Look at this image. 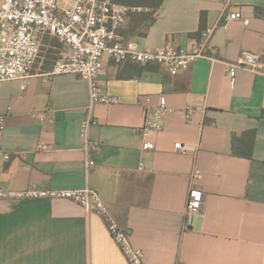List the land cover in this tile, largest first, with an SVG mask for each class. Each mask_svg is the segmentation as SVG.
I'll return each instance as SVG.
<instances>
[{"label": "crops", "instance_id": "crops-1", "mask_svg": "<svg viewBox=\"0 0 264 264\" xmlns=\"http://www.w3.org/2000/svg\"><path fill=\"white\" fill-rule=\"evenodd\" d=\"M149 10L129 12L118 40L189 49L206 11L214 49L176 75L161 64L105 57L101 86L118 101L94 106L90 136L98 146L87 156L81 137L87 79L50 77L51 68L38 62L29 79L0 81V115L6 114L0 187L97 189L145 252L146 264H264V0H234L228 7L222 0H164L146 27L141 16ZM226 12L242 17L228 20ZM69 51L64 45L62 56ZM243 52L256 55L258 71L239 69L232 85L225 61ZM160 94L173 112L162 130L145 135L137 129L145 122L146 97L154 107ZM249 129L257 131L252 158L233 152L234 135ZM147 140L154 149L142 148ZM177 142L189 152H178ZM42 143L49 148L40 149ZM195 187L205 201L188 215ZM0 264L130 263L99 213L70 199L33 198L0 199Z\"/></svg>", "mask_w": 264, "mask_h": 264}, {"label": "built area", "instance_id": "built-area-1", "mask_svg": "<svg viewBox=\"0 0 264 264\" xmlns=\"http://www.w3.org/2000/svg\"><path fill=\"white\" fill-rule=\"evenodd\" d=\"M228 7L234 0H222ZM147 7L116 3L112 0H4L0 6V81L29 79L34 75L41 46L47 36L57 37L70 49L69 53L57 60L45 74L53 77L60 74H76L90 83V101L87 116L82 121L81 137L84 140L86 156L96 150L98 143L90 136V129L97 124L93 108L97 103L110 104L118 99L106 94L101 86L100 76L104 71V58L135 64H161L176 75L181 69L208 55L214 49L211 43L213 28L207 27L199 38L193 39L189 49L178 48L166 43L158 49L142 48L135 41L118 40V29L131 11H145ZM226 19H241L240 12H226ZM230 83L235 85L239 69L258 71L256 55L243 52L236 61H225ZM150 97L145 100L146 118L141 130L147 135L152 130H162L164 118L173 112L167 97L160 94L157 105L150 106ZM187 118L190 113L187 112ZM6 114L0 115V128L4 127ZM42 120V119H41ZM42 150L48 144L39 145ZM142 148L151 150L155 144L145 141ZM175 149L187 154L189 148L182 142ZM93 160L87 162L88 166ZM140 170H145L141 164ZM194 180L202 174L196 170ZM33 198L70 199L81 204L88 213H99L110 234L120 246L130 264H146L145 252L136 248L129 233L112 216L100 192L90 186L75 189L39 188L34 184L24 189L0 187V199L24 200ZM205 193L192 188L187 199V214L202 210Z\"/></svg>", "mask_w": 264, "mask_h": 264}, {"label": "trees", "instance_id": "trees-1", "mask_svg": "<svg viewBox=\"0 0 264 264\" xmlns=\"http://www.w3.org/2000/svg\"><path fill=\"white\" fill-rule=\"evenodd\" d=\"M130 4L131 6L144 5L150 8L149 11L143 13L142 19L146 23V27L150 26L156 19V15L163 4L164 0H117ZM207 17L206 11L201 12L200 16V27L197 32L193 33L195 37H200L201 33L207 28ZM64 42L57 37L47 36L41 46V50L38 57V62L43 63V68H53L57 60L61 59L63 52ZM37 62V63H38ZM264 117V110L261 113ZM256 129H249L244 131L241 135H234L233 138V152L238 156H244L252 158L254 144L256 140Z\"/></svg>", "mask_w": 264, "mask_h": 264}, {"label": "rangeland", "instance_id": "rangeland-1", "mask_svg": "<svg viewBox=\"0 0 264 264\" xmlns=\"http://www.w3.org/2000/svg\"><path fill=\"white\" fill-rule=\"evenodd\" d=\"M63 47H64V45H63Z\"/></svg>", "mask_w": 264, "mask_h": 264}]
</instances>
